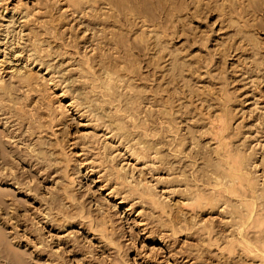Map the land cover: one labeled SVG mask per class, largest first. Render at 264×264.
Segmentation results:
<instances>
[{
  "label": "rangeland",
  "instance_id": "rangeland-1",
  "mask_svg": "<svg viewBox=\"0 0 264 264\" xmlns=\"http://www.w3.org/2000/svg\"><path fill=\"white\" fill-rule=\"evenodd\" d=\"M0 61V264H264V0H0Z\"/></svg>",
  "mask_w": 264,
  "mask_h": 264
},
{
  "label": "bare ground",
  "instance_id": "bare-ground-1",
  "mask_svg": "<svg viewBox=\"0 0 264 264\" xmlns=\"http://www.w3.org/2000/svg\"><path fill=\"white\" fill-rule=\"evenodd\" d=\"M28 18V17H27ZM26 18V19H27ZM19 54V53H18ZM15 58H16V56L14 55V54H12V56H11V59L12 60H15ZM17 62V61H16ZM1 66H3V62H1L0 61V67ZM11 69V68H10ZM13 71V70H12ZM72 103V102H71ZM71 103H69V104H67L66 106H68V107H71L72 106V104ZM107 136H108V134H107ZM108 138V137H107ZM128 145V144H127ZM119 146H121V145H119ZM126 152V151H125ZM128 153V152H127ZM129 154V153H128ZM131 154V153H130ZM129 158H130V160H133L132 159V157H131V155H129ZM137 162V160L135 161V163ZM145 165V164H144ZM152 165V164H151ZM147 166H148V164H147ZM146 166V167H147ZM157 170V169H156ZM100 190H101V188H99ZM107 195V194H106ZM121 201H119V203H120ZM130 206V205H129ZM131 207V206H130ZM130 207H128V208H126L124 211H128V209L130 208ZM222 209V208H221ZM223 211H225V210H223ZM129 212V211H128ZM221 212V211H220ZM224 213V212H223ZM229 214V213H228ZM211 218H212V216H211ZM137 222V221H136ZM219 224V223H218ZM136 225V224H135ZM136 226H138V227H141L142 226V224H141V222L139 221L138 223H137V225ZM138 227H137V229H138ZM142 229V228H141ZM140 230V229H139ZM162 258V257H161ZM164 258V257H163ZM163 258H162V260H163ZM167 258V257H166ZM166 260V259H165ZM145 262V261H144ZM158 262V261H157ZM172 262V261H171ZM159 263H161V264H167V262L166 261H159ZM143 264V263H142Z\"/></svg>",
  "mask_w": 264,
  "mask_h": 264
}]
</instances>
